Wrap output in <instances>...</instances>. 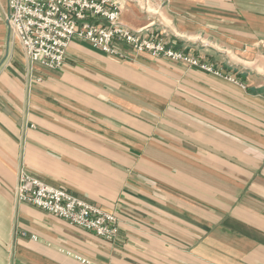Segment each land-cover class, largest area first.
Masks as SVG:
<instances>
[{"label": "crops", "instance_id": "obj_1", "mask_svg": "<svg viewBox=\"0 0 264 264\" xmlns=\"http://www.w3.org/2000/svg\"><path fill=\"white\" fill-rule=\"evenodd\" d=\"M119 2L214 71L78 38L32 69L0 0V264H264V0ZM22 172L115 212L116 238L18 202Z\"/></svg>", "mask_w": 264, "mask_h": 264}, {"label": "built area", "instance_id": "obj_2", "mask_svg": "<svg viewBox=\"0 0 264 264\" xmlns=\"http://www.w3.org/2000/svg\"><path fill=\"white\" fill-rule=\"evenodd\" d=\"M121 12L119 0H9L8 21L32 69L36 65L49 69L62 67L70 43L77 38L120 57H125L123 50L129 46L133 52L199 64L197 58L169 46L157 33L128 28L120 21ZM204 67L214 71L212 65L204 64ZM16 198L18 202L36 205L108 240L118 234L115 212L29 173L22 172Z\"/></svg>", "mask_w": 264, "mask_h": 264}, {"label": "rangeland", "instance_id": "obj_3", "mask_svg": "<svg viewBox=\"0 0 264 264\" xmlns=\"http://www.w3.org/2000/svg\"><path fill=\"white\" fill-rule=\"evenodd\" d=\"M145 8V7H144ZM141 8V10H143V11H148V8ZM121 21V20H120ZM128 27V26H127ZM129 28V27H128ZM134 31V30H133ZM158 34V33H157ZM159 35V34H158ZM160 36V35H159ZM84 41V40H83ZM124 49H131V48H129V46H125V48ZM183 51V50H182ZM185 53V52H184ZM124 54H125V57H126V53L124 52ZM187 54V53H186ZM157 57H164V58H167V59H169V60H172V61H174V62H179V61H184V60H173V59H171V58H169V57H166V56H157ZM195 58H197V57H195ZM199 61H198V63L199 64H194V63H192V62H189V61H184V62H186V63H188L190 66H194V67H197V68H200V69H202V70H205V71H208V68H206V67H204V64H208V65H210L209 63H207V62H205V61H203V60H201V59H199V58H197ZM209 72H212V71H209Z\"/></svg>", "mask_w": 264, "mask_h": 264}]
</instances>
